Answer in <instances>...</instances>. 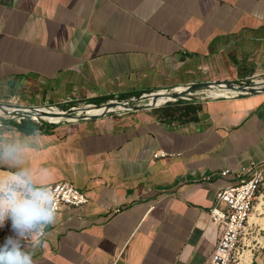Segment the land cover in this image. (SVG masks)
<instances>
[{"label":"crops","instance_id":"0c3cea01","mask_svg":"<svg viewBox=\"0 0 264 264\" xmlns=\"http://www.w3.org/2000/svg\"><path fill=\"white\" fill-rule=\"evenodd\" d=\"M263 73L264 0H0V94L32 107ZM195 103L194 120L135 108L32 133L0 123V150H17L0 170L89 199L58 210L36 264H210L217 190L264 163V91ZM243 244L238 264H264V189Z\"/></svg>","mask_w":264,"mask_h":264},{"label":"built area","instance_id":"2783aa9c","mask_svg":"<svg viewBox=\"0 0 264 264\" xmlns=\"http://www.w3.org/2000/svg\"><path fill=\"white\" fill-rule=\"evenodd\" d=\"M259 80L264 81V78ZM255 83L253 85L257 90L260 91L264 88V84L258 86ZM236 95L239 94L237 92L227 93L224 96ZM42 108L55 109L58 107L50 105ZM73 108L76 107H70V109ZM23 110L30 109L25 108ZM30 112L33 111L30 110ZM21 119L24 117L20 118L18 122H21ZM35 120L39 121V119ZM164 154V152H159L156 156ZM232 173L234 172L228 168L222 171L224 175ZM235 177L237 181L217 190L214 204L209 209L210 220L219 227V238L210 256V264H238L244 258L243 242L246 237V226L254 209L255 199L261 189H264V163H253L248 169L236 172ZM47 185H50L55 192L58 210L63 207L82 206L89 201L87 195L69 181L62 180ZM10 235H15V233L12 230L11 222L8 221L3 227H0V240L6 239Z\"/></svg>","mask_w":264,"mask_h":264},{"label":"clouds","instance_id":"9594fccd","mask_svg":"<svg viewBox=\"0 0 264 264\" xmlns=\"http://www.w3.org/2000/svg\"><path fill=\"white\" fill-rule=\"evenodd\" d=\"M17 150H0V159L14 160ZM58 205L50 185L37 183L30 169L17 167L0 176V227L11 222L15 235L0 245V264H36V251L44 247L47 229L56 224Z\"/></svg>","mask_w":264,"mask_h":264},{"label":"rangeland","instance_id":"374dc122","mask_svg":"<svg viewBox=\"0 0 264 264\" xmlns=\"http://www.w3.org/2000/svg\"><path fill=\"white\" fill-rule=\"evenodd\" d=\"M261 78H264V73L259 75L258 77H251L250 79L248 80H243L245 82H234L233 83H236L238 85H250L252 83H254L253 81L256 79V80H259ZM255 80V82H256ZM181 87V86H180ZM186 86H183V88H185ZM210 89H213L211 87H207V88H188L187 90L183 91V94L181 95V97H178L176 99H173L171 97V99H168L167 101L165 102H162V103H159V104H155L153 105L152 107L149 106V107H145L143 105H145L146 103L150 102V100L148 99H141V101H139L138 103L141 104L143 107L141 108H149L151 110H157L159 109L160 111H169L171 108H176L178 106H182L181 103H178L177 101L178 100H183V101H194V102H197V101H201V100H205V99H209V98H212L213 96H210L209 95V90ZM170 92H172V90H175L174 89H169ZM156 91H159V90H156ZM155 92V91H154ZM174 92V91H173ZM192 92V93H191ZM203 92V93H202ZM206 93V94H205ZM187 96V97H186ZM217 97V96H216ZM23 99V98H22ZM18 99V100H13V98H9V96H5V95H2L0 94V104H4L6 106H10V107H16V108H19V110L17 111H14V110H9V112H6L5 115L3 116H0V123H9L10 124V121H16L18 122V120L22 117L24 118H29L31 119L32 121L36 122L37 124L39 125H42V124H47L48 121L46 120H42L41 118H39L41 116V114H38L37 113V116L39 118V121L33 119V116L31 115L32 113L30 112V110H28L29 112H27V114H24L22 111V109H25V108H30L32 107L33 105H30L27 101V99ZM113 100H122V99H118V98H113ZM85 100H73L71 102H68L66 105H62V108L61 106L59 108H61L62 110H67V109H70V107L72 106H75V107H78V106H83L85 105L86 102H84ZM18 102V103H17ZM13 103V104H12ZM32 103V102H31ZM178 103V104H177ZM50 105H53V106H58V104H54L53 102H47V103H43V104H40V109H42V112H48L50 110H48L47 108H41V107H44V106H50ZM58 108V109H59ZM52 110V109H51ZM112 111L111 112H114V113H118L120 112V107L119 106H115L113 107V109H111ZM170 112V111H169ZM36 113V112H35ZM82 115V114H81ZM177 115V114H176ZM22 120V119H21ZM62 123H66L68 121L66 120H62L61 121Z\"/></svg>","mask_w":264,"mask_h":264},{"label":"water","instance_id":"95a60500","mask_svg":"<svg viewBox=\"0 0 264 264\" xmlns=\"http://www.w3.org/2000/svg\"><path fill=\"white\" fill-rule=\"evenodd\" d=\"M224 85L225 87L227 88H230V89H234V90H237V93L238 94H241V93H256V92H261V91H264V88H262L260 91L257 90L256 88H254L255 86L252 84L250 85H238L236 83H233V82H228V81H223V82H204V83H193V84H190V85H187L185 87V90H187L188 88H207V87H211V88H214L213 86L214 85ZM161 90L159 91H155V92H150V93H146V94H143L141 96H138V97H134L132 99H124V100H110L108 101L107 103L105 104H101V105H97V104H91V105H94V106H104L105 110L104 111H112L111 109H113V107L115 106H119L120 107V111L121 110H128V109H135V108H141L143 106L145 107H149V106H153L155 105V103H153L152 101L146 103L145 105H141L139 104L138 102L141 101V99H149L152 97V98H155L159 95ZM174 91V92H173ZM183 91H176V90H172V92H170V90H165V94L164 95H170L173 99H176L178 97H181V95L183 94ZM150 94H152V96H150ZM151 98V99H152ZM168 99H171V98H168ZM167 99V100H168ZM165 100V101H167ZM1 106H3L4 104H0ZM85 108L87 107V105H83V106H78L76 108H73V109H67V110H61L59 111V113L61 115H63L65 118H73L72 120H76V119H82V118H85V117H92L94 116L95 114H87V113H84V111L82 113H79L77 111L78 108ZM31 111L33 112H36L38 114H41L42 113V109L40 108H36V107H30L29 108ZM14 111H17V110H14ZM103 111V112H104ZM24 114H27V112L24 110L22 111ZM82 114V115H81ZM48 123H52L54 124V122H49Z\"/></svg>","mask_w":264,"mask_h":264},{"label":"bare ground","instance_id":"6f19581e","mask_svg":"<svg viewBox=\"0 0 264 264\" xmlns=\"http://www.w3.org/2000/svg\"><path fill=\"white\" fill-rule=\"evenodd\" d=\"M263 84H264V81H262V80H257L255 83V85H258V86L263 85ZM213 87H214L213 89L209 90V95L213 96V97L218 96V95H225L227 93H236L237 92V90L227 88L222 84L221 85L215 84ZM184 89L185 88H183V87H179L176 89V91H183ZM164 92H165V90H161L159 95L155 98L151 97L152 99L150 98V101H152L155 104H159V103L165 102V100H167L168 98H171L170 95H164L165 94ZM150 96H152V94H150ZM9 110L10 111L11 110H19V108L10 107V106H6V105H3V106L0 105V116L5 115L6 112H9ZM48 110H50V111L42 112L41 116L39 118H41L42 120H46V121L54 122V123H58L62 120L70 121L73 119V118H65L63 115H61L59 113V111H61V110L58 108H55L52 110L48 109ZM104 110H105L104 106H87L85 108L81 107V108L77 109V111L79 113H82L84 111V113L95 114V115L101 114ZM26 111L29 112L28 110H26ZM31 113H32L31 115L34 117V119H39L37 116V113H35V112H31ZM8 175H11V173L4 171V170H0V176H8Z\"/></svg>","mask_w":264,"mask_h":264},{"label":"trees","instance_id":"16d2710c","mask_svg":"<svg viewBox=\"0 0 264 264\" xmlns=\"http://www.w3.org/2000/svg\"><path fill=\"white\" fill-rule=\"evenodd\" d=\"M177 102L181 103L182 106L171 108L169 110L170 112L167 110L163 112L160 111L159 109H157V111H159L163 117L170 116L171 118H176L178 120H194L198 118V110L200 109V105L198 103H195L194 101H183V100H178ZM10 124L14 125L15 127H17L18 129H20L25 133H32L37 129L46 130L45 126L50 125L48 123L39 125L29 118H24L21 120V122L10 121Z\"/></svg>","mask_w":264,"mask_h":264}]
</instances>
